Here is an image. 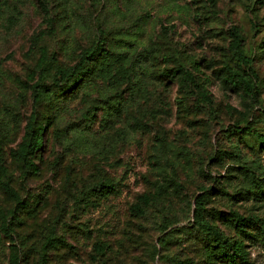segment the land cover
<instances>
[{
    "label": "rangeland",
    "instance_id": "rangeland-1",
    "mask_svg": "<svg viewBox=\"0 0 264 264\" xmlns=\"http://www.w3.org/2000/svg\"><path fill=\"white\" fill-rule=\"evenodd\" d=\"M42 3L65 26L52 44L61 64H76L101 27L109 29V54L72 94L35 103L29 86L46 26ZM113 5L102 11L103 0H0V146L25 201L8 218L12 239L0 229V264H11L13 248L19 264H224L211 256L194 218L207 188L206 219L225 237L244 240L249 264H264V201L253 196L264 192V0ZM234 27L259 76L246 99L213 76L233 63ZM172 49L198 61L195 83L166 76L185 65ZM93 100L101 107L84 122ZM33 112L47 124L37 171L10 156ZM58 128L66 131L61 137ZM104 180L114 189H95ZM15 206L0 188V209ZM234 213L259 230L241 235Z\"/></svg>",
    "mask_w": 264,
    "mask_h": 264
},
{
    "label": "trees",
    "instance_id": "trees-1",
    "mask_svg": "<svg viewBox=\"0 0 264 264\" xmlns=\"http://www.w3.org/2000/svg\"><path fill=\"white\" fill-rule=\"evenodd\" d=\"M118 0H103L102 11L111 4L116 5ZM42 11L45 17V28H42L36 38L37 58L35 65L31 73V85L30 90L35 103H41L43 101H50L52 96L55 95L57 101H60L64 97L72 94L79 89L86 82L93 78L94 67L96 62L105 54H109V50L105 47L104 37L107 35L105 32L109 29L100 28L99 35L95 36L92 45L89 46L87 51L80 57L79 61L70 66H65L60 63L57 52L53 49V42L59 34H65V26L61 18L53 17L47 5L41 4ZM95 24H98L100 20L94 19ZM99 25H101L99 23ZM163 30L166 31V27L163 26ZM175 54L178 51L172 49ZM230 52L233 56V63H227L222 68L214 72V79L219 82L222 90L226 92L235 93L243 98L254 97L256 93V83L259 80V76L256 71L251 67L252 60L246 56L244 51V38L238 27H234L233 40L230 43ZM179 57L185 62V65L174 66L170 69L164 70L166 76L171 79L180 78L183 80H191L195 83V75L192 72L199 68L198 61L191 55L185 52H179ZM51 80V84L48 81ZM204 89H202L203 91ZM116 93H120L117 91ZM117 96V95H116ZM205 96V94H204ZM100 104L97 100L86 107L83 112L84 122L92 121L96 115V111L100 108ZM47 124H44L38 120V114L32 113L27 121L24 134L21 142L17 148L12 149L10 152L11 158L20 163L23 168L27 170H38V166L35 163V156L40 151L44 144L45 131ZM253 132H256L255 129ZM66 133L63 129H56L55 136L61 137ZM258 137L264 144V136L258 133ZM178 183V182H177ZM0 188L11 197L16 203L15 208L5 210L0 209L1 224L0 229L5 235L11 236V229L8 225V218L15 216L16 211L25 206V201L20 196L19 192L13 187L10 178L8 177V171L6 167V155L0 146ZM97 190L102 191L104 189L113 190L114 185L110 181H101L96 186ZM204 194L198 196L195 201L196 210L194 214L195 222L199 229L205 234L208 240V246L211 249V256L224 264H249L247 259L248 251L244 240L236 239L231 240L220 233L205 217V204L207 201L208 193L210 189H204ZM259 194L262 201H264V192L256 190L253 193L254 198ZM146 196L141 199L144 200ZM232 221L241 235L251 237V233L246 230V227H252L253 230H259L255 224L249 226L251 218H245L241 215L234 213ZM252 223V222H251ZM262 239L264 241V231H260ZM10 239H12L10 237ZM58 245H67V243L58 239L56 242ZM53 246H57L56 244ZM103 250L102 245L98 248ZM19 253L17 248H13L10 256L11 264H19ZM40 264H46V261Z\"/></svg>",
    "mask_w": 264,
    "mask_h": 264
}]
</instances>
